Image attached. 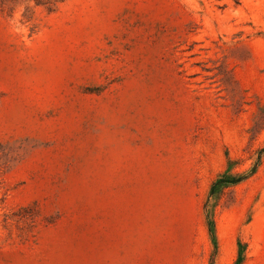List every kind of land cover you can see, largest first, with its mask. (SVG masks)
I'll use <instances>...</instances> for the list:
<instances>
[{"label":"rangeland","instance_id":"374dc122","mask_svg":"<svg viewBox=\"0 0 264 264\" xmlns=\"http://www.w3.org/2000/svg\"><path fill=\"white\" fill-rule=\"evenodd\" d=\"M0 264H264V0H0Z\"/></svg>","mask_w":264,"mask_h":264},{"label":"trees","instance_id":"16d2710c","mask_svg":"<svg viewBox=\"0 0 264 264\" xmlns=\"http://www.w3.org/2000/svg\"><path fill=\"white\" fill-rule=\"evenodd\" d=\"M239 180H241V178L236 179V181H239Z\"/></svg>","mask_w":264,"mask_h":264}]
</instances>
